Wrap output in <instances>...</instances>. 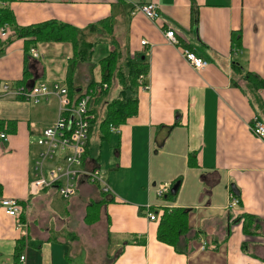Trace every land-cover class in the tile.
<instances>
[{"label": "crops", "instance_id": "crops-1", "mask_svg": "<svg viewBox=\"0 0 264 264\" xmlns=\"http://www.w3.org/2000/svg\"><path fill=\"white\" fill-rule=\"evenodd\" d=\"M149 2L160 7L158 21L132 14L134 4ZM3 5L20 26L57 19L86 32L95 47L110 43L111 51L118 44L123 55L150 64L149 87L138 89V113L106 137L99 126L89 135L84 166L100 168L108 192L81 176L71 198L49 189L35 193L31 182L43 149L38 140L57 120L59 98L0 100V131L8 134L7 141L0 140V201L19 198L28 210L27 264H61L46 263L48 256L30 246L32 239L70 248L64 253L70 264L82 255L86 261L77 264H264V225L258 234H245L238 218L251 213L264 221V140L249 127L256 114L264 121V88L252 91L246 80L249 71L264 78V0H11ZM107 17L112 33L97 23ZM169 26L184 46L209 61L207 67L194 68L167 42L163 31ZM10 29L7 37L14 36ZM238 31L242 46L233 50L232 33ZM143 39L151 44L149 53ZM24 44L16 38L0 49V80L18 85L28 69L32 85L68 84L70 42H39L38 57L31 50L27 54ZM99 61L92 70L86 62L77 67V91H88L92 78L101 81ZM164 183L178 184L171 197V188L157 192ZM232 184L240 192L236 210L228 207ZM104 199L97 220L87 222L89 206ZM148 207L190 210L192 231L181 252L159 241V221L148 218ZM23 241L17 221L0 203V264H15Z\"/></svg>", "mask_w": 264, "mask_h": 264}, {"label": "built area", "instance_id": "built-area-1", "mask_svg": "<svg viewBox=\"0 0 264 264\" xmlns=\"http://www.w3.org/2000/svg\"><path fill=\"white\" fill-rule=\"evenodd\" d=\"M137 12L143 13L152 21H158L160 18V7L155 2L134 4L132 14ZM11 26L5 24L0 35L6 37L9 35ZM164 36L168 43L179 47L184 58L191 66L200 70L208 66L209 61L198 55L196 51L184 46L177 34L175 28L169 26L164 28ZM142 45L148 51L151 50V44L148 40H141ZM33 56L38 57L39 53L36 48H31ZM147 76H140L142 88H148L149 83ZM25 96V99L34 103H39L57 96L60 103V111L57 120L46 126L38 140V144L43 148L35 162L31 187L35 193L44 190H54L64 198H71L78 192V182L81 176L87 178L90 182L99 184L101 190L108 192L110 186L103 176L100 168L94 167L88 169L84 166L85 156L89 150V135L94 119L91 113L90 90L85 91L74 98L70 96L67 84L60 81L55 82H38L32 85L29 90L24 86L13 85L7 81L0 80V100L5 96ZM250 130L258 138L264 140V121L256 114L253 116L250 124ZM112 130L117 131V126H112ZM0 140L7 141V132L0 131ZM55 162V164L51 163ZM170 184H161L157 192L160 195L168 192ZM229 208L236 210L240 206V199L231 191L229 193ZM5 212L14 217L17 221V228L21 231L23 237V249L18 254L15 264H27V252L25 248L29 242V221L22 216L24 204L19 198L3 197L0 201ZM28 212L27 208L24 211ZM160 213L155 212L148 207L147 216L150 220H158Z\"/></svg>", "mask_w": 264, "mask_h": 264}, {"label": "trees", "instance_id": "trees-1", "mask_svg": "<svg viewBox=\"0 0 264 264\" xmlns=\"http://www.w3.org/2000/svg\"><path fill=\"white\" fill-rule=\"evenodd\" d=\"M8 1L11 0H0V30L5 24L13 26L15 30L13 37H2L0 35V49L3 48L4 50L5 46L9 45L16 38L24 40L25 52L27 54L30 52L31 48L35 47L39 42H70L73 46V56L68 60L67 86L72 98L83 93L77 91V86L74 85L76 70L83 62L90 63L91 70L95 67L96 64L92 62L95 42L88 40L86 32L78 29L75 25L57 19H49L26 26H20L18 25L14 12L9 7L3 5L4 2ZM97 23L104 27L109 33H112L113 25L111 17L104 18ZM94 25L95 24H91L89 29H94ZM2 40H4L3 43ZM241 46V33L239 31L233 32L232 49H240ZM99 64L101 67V81L96 83L92 78L88 85V90H90V93L92 94L90 102V111L94 115L92 124L97 118L98 107L101 102L107 100L109 96L112 83L115 81L119 85V94L117 97L109 99L106 102L104 116L100 121L99 127L102 136L106 137L112 132V126L118 127L125 123L128 118L133 117L138 113V89L139 87H142L140 76L144 74L148 78L150 64L145 58H132L131 56L123 55V51L118 44H113L110 53L102 58L99 61ZM235 67H237L236 64ZM30 78V71L25 69L24 77L17 83V86H24L26 90H29L32 87V83H29ZM30 80L35 79L31 78ZM246 80L248 87L251 88L252 91H258L260 88H264V78L255 72L249 71L246 75ZM255 95L258 96V94ZM19 97L22 98V100H26L23 95H20ZM258 100V102L261 103V98ZM2 126L3 125L0 124V128ZM92 128L93 125L91 126V130ZM173 186L174 184L171 186L168 195L169 197L173 195ZM236 196L240 199V194ZM104 202L105 199L93 202V204L89 206L86 217L87 222L92 223L94 220H97L99 208ZM22 208V216L24 217V211L26 210L25 204L22 205ZM238 218H240V222L242 221L245 234L254 235L262 231L264 221L256 215L244 213L241 216H238ZM157 221H159L157 230L159 241L169 244L178 252H181L183 250V238L187 237L192 231L190 225V210L185 207H166L163 208ZM21 248H17V254L21 252Z\"/></svg>", "mask_w": 264, "mask_h": 264}, {"label": "rangeland", "instance_id": "rangeland-1", "mask_svg": "<svg viewBox=\"0 0 264 264\" xmlns=\"http://www.w3.org/2000/svg\"><path fill=\"white\" fill-rule=\"evenodd\" d=\"M99 43L96 45L95 49L96 51L94 52V55L92 57V62H98L102 57L108 55L110 53V47L111 45H109L110 43ZM103 46H107L108 47V51L104 52L103 51ZM86 90V89H85ZM119 94V87L118 85H116V82L114 81L111 85V89H110V94L108 96L107 99H111L114 97H117V95ZM102 103L100 104V106H102ZM99 106V105H98ZM99 109V107H98ZM103 107L101 109V114H99L96 118V120L93 123V128L94 130L97 132L98 130V126H100V121L103 117ZM106 144H104L103 146V160L106 162L108 159V153H107V147L105 146ZM103 169H106V166L103 167ZM32 242H30V246L33 244L35 245V247H39L40 250V255L41 253H44L48 256V259L46 260V263L50 262L52 259H55L56 261H58L61 264H70V261L65 257V251H69L70 248L68 247H64L58 243H54L52 245H47V246H43V243L40 242L38 239H32L30 240ZM84 254V253H83ZM10 255V253L6 252L3 253V257L7 258ZM84 257V258H83ZM89 258L91 259V256L89 255ZM73 263L72 264H77V263H83V261L85 260V255H82V257H74L73 258Z\"/></svg>", "mask_w": 264, "mask_h": 264}, {"label": "water", "instance_id": "water-1", "mask_svg": "<svg viewBox=\"0 0 264 264\" xmlns=\"http://www.w3.org/2000/svg\"><path fill=\"white\" fill-rule=\"evenodd\" d=\"M177 185H178V184L174 185V187L172 188V192H175V191H176V189H177ZM231 187H232V191H233L236 195H239V194H240V192L237 190V187H236L235 184H232Z\"/></svg>", "mask_w": 264, "mask_h": 264}]
</instances>
